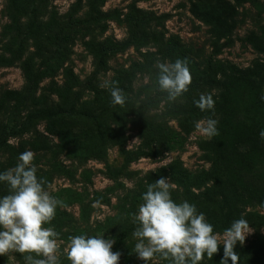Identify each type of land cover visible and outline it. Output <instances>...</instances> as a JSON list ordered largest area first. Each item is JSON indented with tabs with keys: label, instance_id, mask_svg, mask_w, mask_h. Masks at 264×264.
<instances>
[{
	"label": "rangeland",
	"instance_id": "obj_1",
	"mask_svg": "<svg viewBox=\"0 0 264 264\" xmlns=\"http://www.w3.org/2000/svg\"><path fill=\"white\" fill-rule=\"evenodd\" d=\"M91 10L101 12L105 20L103 30L96 32L97 41L114 48L109 59V72L100 77V85L124 79L126 84L132 83L136 93L142 92L153 85L158 74L157 62L173 63L186 51L199 65L210 61L230 70V79L238 72L264 65V0H107L104 3L98 0H0V138L12 111H18V118L10 123L11 126L19 127L29 117L32 119L29 134L11 138L8 147L0 149V172L14 167L21 153H34L33 163L45 189L64 202L63 207L57 208L51 224L45 225L60 234L56 253L60 264H70L65 249L74 236L104 234L105 239L115 240L114 248L127 228L137 227L133 217L143 202L142 194L147 185L163 176L175 186L172 191L175 201L187 200L195 204L190 195L198 184L195 179L211 168L205 144L215 139L230 145L244 142L253 146V140L261 142L259 133H254L248 126L261 117L256 115L257 93L247 81L232 87L233 77L231 87L217 93L225 97V113L231 116L226 126L218 130V135L209 139L197 128L191 135H184L178 124L172 122L171 127L180 137L179 146L162 158H145L127 165L124 152L119 147H109L106 161H86L90 143L80 134L85 124L52 122L45 112H49L48 106L59 102L57 94L64 88L66 70H73L82 83L91 77L94 62L85 47L87 40L80 39L76 43L70 61L56 69L53 75L50 56L39 55L40 43L31 39L29 32L21 35L25 40L21 44L24 54L15 53L22 41L11 49L8 44L13 19L32 27L30 31L35 36L39 30L51 35V27L56 30L66 15H88ZM41 42L44 46L49 44L46 39ZM29 59H32L34 75L39 74L32 86L23 70V63ZM83 93L86 102L94 100V94H86V88ZM40 97L47 99L49 104L40 107L38 102L33 108L36 105L34 98ZM160 109L159 115L165 110V104ZM39 112H44L46 117L37 118ZM205 123L200 122L201 127ZM127 130V150L136 151L141 144L139 132L132 126ZM34 139L43 140L40 143L44 144H35ZM254 149L264 160V147ZM246 152L244 148L238 149V156L234 157L236 170L242 169L240 160ZM115 170L122 171L116 178L111 177ZM236 170L235 174L238 173ZM183 171L187 178L181 180L178 177ZM157 173L159 177L152 178ZM8 194L6 183H0V197ZM246 209L254 219L250 220V233L245 242L243 245L238 243L243 248L264 240V208L255 204ZM200 212L205 214L207 221L210 220L205 208ZM136 242L132 234L116 250L121 254L119 264H145L132 252ZM261 250L264 248L258 251ZM24 255L27 253H12L10 259L0 256V264H26ZM151 264L165 263L154 257Z\"/></svg>",
	"mask_w": 264,
	"mask_h": 264
},
{
	"label": "trees",
	"instance_id": "obj_2",
	"mask_svg": "<svg viewBox=\"0 0 264 264\" xmlns=\"http://www.w3.org/2000/svg\"><path fill=\"white\" fill-rule=\"evenodd\" d=\"M98 1L104 3L107 0ZM103 18L104 15L101 12L92 10L88 15H66L62 23H58L56 30L51 27V35L40 33L39 30V33L35 36L30 31L32 27L23 25L21 21L15 19H13L10 26L12 32L8 47L11 49L16 43L22 41L15 53L24 54V46H21V44H24L25 40L22 39L21 35L29 32L28 35L32 36L31 39L40 43V48L36 47L40 53L39 55L46 54L50 56L48 59L51 60L52 75L56 69L62 68L65 63L70 61L76 43L80 39L87 40L84 42L85 47L94 62V71L91 77L85 83H82L73 70H66L64 88L58 91L57 94L59 102L53 103L52 107L51 105L48 106L49 112H45L52 122L85 124L80 134L87 137L90 143V148L86 150V161L92 159L99 162L106 161L109 147H119L124 152L127 165L145 158H162L166 154L175 151L179 146L180 137L175 129L171 127L172 122L178 124V129L184 135H191L196 130V123L206 121L208 118L217 120L218 130H221L226 126L231 116H227L225 113L223 105L224 100H226L225 97L217 93L229 89L233 77L234 85L232 87H235V84L247 81L252 89L256 91V115H261V117L254 118L256 121L248 123V126L254 133H260L264 129V65L248 69L245 72H238L230 79L228 76L230 70H226L223 66H216L215 63L210 61L199 65L190 59L192 55L187 51L181 54L179 59L187 61L192 75V83L189 86V91L177 101L169 102L166 93L158 91L156 78L153 85L146 87L142 91L143 93H136L132 83L126 84L124 79H117L115 82L123 90L126 102L123 106H113L110 90L101 87L99 83L100 77L109 72V59L114 53L112 46L97 41L96 32L97 30H103V23L105 22ZM22 26L25 28L22 29ZM139 27H142V25ZM93 29L95 30L93 31ZM104 32H106V28ZM42 39H46L49 44L44 46L41 42ZM158 46L160 45L158 44ZM31 60L29 59L23 63V70L30 86L39 77V74L38 76L34 75ZM222 77H224V80H222ZM85 88L86 94L88 92L94 94L93 101H85L83 93ZM202 94L212 95L215 101L214 111H201L196 106L195 101ZM38 102L41 104L40 107L49 104L47 99L34 98L33 103L36 105L33 108L38 105ZM162 104H165V110L159 115ZM66 105H68L67 110ZM43 113L39 112L40 116L37 118L46 117ZM17 114L18 111H12L11 116L8 118L9 123L2 129L0 149L7 148L11 138L17 139L31 132L32 119L30 117L19 127L11 126L12 123L16 122ZM110 122H113L116 127L112 123V125L109 124ZM129 126L139 132L141 144L136 151L127 150V129ZM62 137H64V134H62ZM41 141L34 139L33 143L44 144V142L40 143ZM60 141L62 142L63 139L60 138ZM253 142L255 143L253 146L244 142L230 145V143L223 144L215 139L213 142L205 144L207 146L205 152L211 158V168L209 171L197 175L195 180L198 181V184H194L196 185L193 187L195 191L190 195L199 212L205 208L209 213L210 222H208L213 225L214 234H223L224 230L229 228L234 220L240 218H244L250 223V220L254 218L246 209L248 205L256 204L264 208V160L262 155L255 154L256 150L254 149L255 147H264V144L260 141L257 143L255 140ZM225 145H228V147L225 148ZM240 147L246 149L247 152L242 155V160H240L242 169L236 170L234 157L238 156ZM234 170L238 173L235 174ZM121 172L115 170L111 172V177L116 178ZM158 174L153 175L152 178L156 179V177H159ZM186 174L183 171L178 178L181 180L187 178ZM163 178L165 177L163 176ZM253 190L257 192L253 193ZM134 230L127 228L112 250L116 252L118 248L122 247ZM261 247L264 248V240L256 241L251 247L243 248L237 244L235 251L239 255L238 264H264V251H258ZM157 257L165 264H169L168 260ZM222 258L223 246H220L219 252L211 260L205 258L202 264H220Z\"/></svg>",
	"mask_w": 264,
	"mask_h": 264
},
{
	"label": "clouds",
	"instance_id": "obj_3",
	"mask_svg": "<svg viewBox=\"0 0 264 264\" xmlns=\"http://www.w3.org/2000/svg\"><path fill=\"white\" fill-rule=\"evenodd\" d=\"M156 67V87L166 93L169 102L189 91L192 75L186 60L157 62ZM101 87L110 90L113 106L125 104L126 97L116 82L106 81ZM195 104L201 111H214L211 94H202ZM217 125V120L208 118L203 127L197 122L196 128L211 139L218 135ZM259 137L264 142V129ZM33 161L34 153L25 151L14 167L0 172V183H6L9 189L8 195L0 197V256L10 259L12 253H27L23 257L26 264H60L56 254L60 234L45 225L51 224L64 202L45 189ZM174 187L169 178L163 177L147 185L143 202L133 217L137 242L132 252L145 264H151L157 256L169 264H202L205 258L211 260L223 245L220 264H238L235 249L238 243L243 245L250 233L247 220H234L221 238L214 234L213 225L195 204L173 199ZM114 243L112 238L105 239L104 234L78 235L70 239L65 253L70 264H119L121 254L112 250Z\"/></svg>",
	"mask_w": 264,
	"mask_h": 264
}]
</instances>
